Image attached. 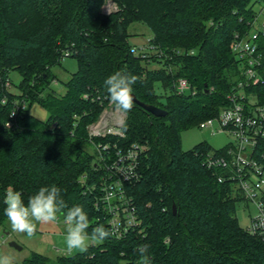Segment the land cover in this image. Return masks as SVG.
I'll list each match as a JSON object with an SVG mask.
<instances>
[{
	"label": "trees",
	"instance_id": "trees-1",
	"mask_svg": "<svg viewBox=\"0 0 264 264\" xmlns=\"http://www.w3.org/2000/svg\"><path fill=\"white\" fill-rule=\"evenodd\" d=\"M107 1L0 0V227L8 221L3 200L10 186L27 204L40 187L56 185L69 207H84L89 232L102 217L96 206L98 154L89 151L88 129L111 104L105 79L120 71L138 77L133 94L139 101L168 112L157 118L134 103L123 138L95 139L120 148L148 146L141 157L143 178L129 190L145 236L108 238L56 260L34 254L24 264H138L137 249L144 244L152 264H264V242L236 217L242 196L202 165L201 154L213 149L207 143L187 152L181 147L184 130L199 127L229 105L227 97L241 79L232 44L236 34L254 29V0H112L119 11L104 15ZM133 22L150 28L154 55L132 53ZM259 47L264 53V37ZM194 48V55L176 53ZM65 51L77 60L78 70L59 95L51 87L56 81L52 68L61 65ZM148 59L162 67L146 68ZM11 71L21 75L19 94L5 87ZM179 79H186L194 94L178 95ZM248 92L264 106V84ZM23 101L41 104L49 119L40 121L20 109L19 128L9 129L12 112Z\"/></svg>",
	"mask_w": 264,
	"mask_h": 264
},
{
	"label": "built area",
	"instance_id": "built-area-1",
	"mask_svg": "<svg viewBox=\"0 0 264 264\" xmlns=\"http://www.w3.org/2000/svg\"><path fill=\"white\" fill-rule=\"evenodd\" d=\"M118 11L119 6L112 0H108L102 8L104 15ZM257 24L258 14L254 29L249 34L235 35L232 52L240 61L241 79L227 97L229 105L217 117L203 124L212 130L213 135H229L232 142L221 150L213 149L202 153L201 159L202 165L212 172L218 183L231 185L242 196L243 201L255 206L257 214L251 218L247 231L264 242V106L258 103L254 94L248 92L251 87L264 84V53L259 47V40L264 37V20L258 26ZM151 49L154 50L152 47ZM140 51L145 54V58L149 57L147 49H132L134 54ZM176 53L193 55V52ZM71 55L70 51H65L62 60ZM160 58H163L162 54ZM163 59L172 58L167 55ZM5 87L10 90V78L6 80ZM176 92L178 95L194 94L186 79L178 80ZM25 108L26 102L17 103L11 115L12 120L7 123L9 129L19 128L16 122L17 112ZM126 118L127 115L116 110L111 103L99 120L88 129L90 142L98 154L95 171L100 175V194L96 199V206L102 217L94 224H102L108 228L112 233L109 238L115 241L126 239L130 233L145 236L129 190L143 178L141 157L148 146L133 144L129 148H120L117 142L95 143L96 138H123L122 128ZM169 242V238H166L165 243ZM96 245L98 244L91 246Z\"/></svg>",
	"mask_w": 264,
	"mask_h": 264
},
{
	"label": "rangeland",
	"instance_id": "rangeland-1",
	"mask_svg": "<svg viewBox=\"0 0 264 264\" xmlns=\"http://www.w3.org/2000/svg\"><path fill=\"white\" fill-rule=\"evenodd\" d=\"M254 2V10L258 14V24L256 25L258 26L264 20V0H254ZM129 32L132 34L129 42L134 49H147L149 56L155 54V49L152 50L149 46V41L152 39V32L145 23L133 22L129 27ZM174 45H179V43H174ZM191 52H193L194 55L197 53V50L194 48ZM144 66L151 70L160 69L162 67L161 64L154 60L144 62ZM77 70V60L72 57H65L61 65L52 68V73L57 81V83H52V89L57 94L64 95L67 91L66 87L68 81ZM9 78L11 81L10 91L19 94V86L22 80L21 75L17 71H11L9 73ZM156 92L161 100L165 102V92L160 84L156 85ZM27 109L31 115L40 121H47L49 119V112L37 102H28ZM203 124L199 127H192L184 130L181 133V147L183 151H190L201 143H207L214 150H221L232 142V138L229 135L224 133L213 135L212 130L203 126ZM90 146L91 148H89V151L94 154L95 149L92 145ZM256 214L257 210L255 206L245 201L237 203L236 217L243 229L248 230L250 228L251 218L256 216ZM65 234L66 225L63 223L62 215L56 222L38 223L36 231L31 237L23 233L14 232L11 229L9 221H7L3 227H0V254L13 256L15 258V264H24V262L30 259L34 254H40L51 260H56L60 256L74 255L83 252L78 250L69 251L64 243ZM11 243H16L21 250L11 247Z\"/></svg>",
	"mask_w": 264,
	"mask_h": 264
},
{
	"label": "clouds",
	"instance_id": "clouds-1",
	"mask_svg": "<svg viewBox=\"0 0 264 264\" xmlns=\"http://www.w3.org/2000/svg\"><path fill=\"white\" fill-rule=\"evenodd\" d=\"M138 77L120 71L107 77L104 81L108 98L116 110L128 113L134 106V85ZM4 214L14 232L31 237L38 223H52L63 216L66 225L65 246L69 251H86L91 244L101 243L112 233L100 224L91 229L88 213L82 205L71 207L61 197V190L56 185L42 186L28 198L27 204L22 193L11 186L4 193ZM149 245H140L138 264H152L148 255ZM0 264H15V258L8 254H0Z\"/></svg>",
	"mask_w": 264,
	"mask_h": 264
},
{
	"label": "water",
	"instance_id": "water-1",
	"mask_svg": "<svg viewBox=\"0 0 264 264\" xmlns=\"http://www.w3.org/2000/svg\"><path fill=\"white\" fill-rule=\"evenodd\" d=\"M134 103L137 106H139L142 109H144L149 114H151V115H153V116H155L157 118H165L168 115V112L166 110H164V109H162L160 107H157V106L145 104V103L139 101L135 95H134ZM172 211H173V214L176 215L177 208H176L175 205L173 206V210ZM10 246L15 248V249H17V250H21V248L16 243H11Z\"/></svg>",
	"mask_w": 264,
	"mask_h": 264
}]
</instances>
